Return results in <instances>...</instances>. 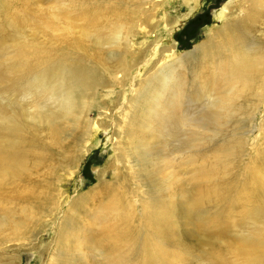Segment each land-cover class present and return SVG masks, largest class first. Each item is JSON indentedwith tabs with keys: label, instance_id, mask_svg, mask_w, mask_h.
I'll return each instance as SVG.
<instances>
[{
	"label": "rangeland",
	"instance_id": "1",
	"mask_svg": "<svg viewBox=\"0 0 264 264\" xmlns=\"http://www.w3.org/2000/svg\"><path fill=\"white\" fill-rule=\"evenodd\" d=\"M149 1L0 0V102L11 99L18 105L32 77L28 73L14 83L7 70L25 43L37 45L49 62L81 64L85 78L104 83L96 96L100 113L88 112V122L62 124L51 133L34 124L24 130L25 165L0 179V264H147L153 251L165 255V264H232L225 245L236 232L233 225L220 236L201 223L208 212L227 206L225 221L238 225L258 199L257 182L264 184V89L260 85L263 92L257 94L259 88L253 87L228 109L213 107L199 81L214 70L191 53L222 26L227 18L219 14L236 0ZM85 20L86 29H102L103 38L121 45L126 38L125 61L134 63L129 74L116 69L121 63L106 58L105 52L112 51L108 46L101 50L78 38ZM132 21L136 28L131 29ZM259 27L261 40L264 27ZM166 65L183 86L182 94L168 117L170 137L152 148L160 118L150 119L139 97L148 105L159 86L154 80ZM40 73L47 76V69L33 68L32 74ZM141 144H148L149 155L139 162L141 154L133 148ZM209 182L236 196L233 206L226 201L189 212L182 208V196L205 194ZM100 208L106 214L119 211V217L104 224L97 216ZM157 209L170 212L173 224L167 235L159 236ZM216 216L221 215L213 213L212 219Z\"/></svg>",
	"mask_w": 264,
	"mask_h": 264
},
{
	"label": "bare ground",
	"instance_id": "2",
	"mask_svg": "<svg viewBox=\"0 0 264 264\" xmlns=\"http://www.w3.org/2000/svg\"><path fill=\"white\" fill-rule=\"evenodd\" d=\"M144 2L147 3L151 1L144 0ZM235 4L232 5V3H229L226 8L223 9V11L219 14V18H227V20L217 30L213 29V34L208 36L205 42L195 47L191 53L193 54V57L199 56L203 58V60L207 63L201 64L204 68L208 67L214 70V73L212 71V75L210 77H207L204 81H199V84L202 86V93H206L211 96V106L226 105V109L232 107V103L234 104V101L249 93L253 87H257L258 89L261 85L264 89V38H262L264 37V34L261 32V40H259L256 36L257 32H259V26L264 27V0H236ZM233 8L237 11V13H232ZM226 11L228 13H225ZM141 14L144 13L142 12ZM83 22L81 34L78 38L92 42L93 46H96V48L101 50H103L105 46H108V48L112 51L105 52L106 58L111 59L117 64L121 63V68H115L119 70V72H123L125 75L129 74L134 68V63L128 60L126 63L125 61L124 55L126 54L128 48L126 38L124 43L121 45L118 40H109L107 37L103 38V34L101 32L102 29L97 30L95 27L86 29L87 21L85 20ZM131 25V29L136 28L137 23L132 21ZM173 25V23L170 24V34L174 28ZM80 26L81 25H79V27ZM69 31L71 30L69 29ZM15 52L14 63H10L7 66V70L14 74V83L24 81L28 73H30L32 77L30 76L31 79L29 81L26 80L27 83L24 85L23 90L24 95L20 99L18 105L15 104V106H13V100L11 99L0 102V179L2 177L5 179L14 171H18L24 167L26 162V153L22 151L21 141L22 134L25 132L24 130L26 127L34 124L45 127L49 133L56 132L64 127L62 124L77 125L78 123H84L85 121L88 122L90 119H86L87 113L96 112L99 115V109L102 108L98 103L96 96L98 89L104 87V83L95 82L85 78V73L82 70L81 64L72 63L75 66L69 67L65 64L66 62L62 63L59 59H53L49 62L44 57V53L40 51V48H38L37 45H32L31 43H25ZM161 55L163 57L165 54L161 53ZM16 58H18V61ZM37 66L40 68L44 66L47 69V76L42 75L41 73L32 74L33 68ZM166 68L167 70H161L159 74L157 73L160 77L155 79L154 83L158 82L159 86L156 88L153 98L147 102L148 105L144 102L145 99L141 97L142 94L139 97V102H141L143 106H148V117H150V119H152V116L160 118L158 119V121H160V124L158 125V132L156 136L153 137L154 142L151 144L152 148H158L163 143L165 144L168 137H170L172 118L169 119L168 117L173 116L175 110L174 108L179 102L174 99H177L178 97L180 98L182 94L181 89L183 86L181 87V85L176 84V80L173 78V75L170 76L171 68L168 65H166ZM174 68L176 67L174 66ZM109 79L111 81H116L114 75H110ZM117 81L119 82L118 79ZM108 82H106V84ZM219 89H224L225 94L214 93V91ZM172 91H174L172 97L168 98V96H171ZM262 92V88L257 90V94H262ZM165 93L166 96H164ZM227 94H229L228 97ZM220 96H222L221 99ZM48 102L53 104L55 107L53 109H50L53 105L47 107ZM137 108L138 106L135 107V109ZM23 118H28V122H26ZM148 135L151 137L150 134ZM132 140H138V138ZM147 145L141 144L133 148L134 151L141 154L139 155V162L141 158L146 159L149 155L147 152ZM257 185L259 187V189H257L258 199L252 203L253 207L246 208L243 213V218L240 220L241 223L238 224L239 226L234 220L230 223L225 221L222 213L223 211H227V206L216 207L214 212H208L204 221L201 223V226H203L202 228H206L211 233L218 234L220 236H222L225 231L233 225L236 232L232 236L230 235L229 239L227 238V244L225 245L226 247L228 245L227 248L229 249V256L232 264H264V184L257 182ZM209 187L211 189L203 191L205 194L200 191L201 193H196L193 197L182 196L179 201L182 208L185 207L188 210L187 212H189L194 211V209L198 210V208H203V205L206 203L216 202V205L222 206L226 203V201L229 202L230 206H233L236 196H229L227 190H221L217 184H213L212 182H209ZM226 196L233 199H229ZM115 204L116 202L111 203L112 206ZM117 209L118 208H116V210ZM109 213H104L103 209L100 208L97 216L99 214L98 217L101 218L100 221L104 224L108 222L110 217H113L112 220L119 217V211H110ZM153 213L156 215L154 222L158 227L160 233L159 236H162L164 233L165 235H167V233L169 234L173 224L171 216L169 215L170 212L167 214L163 210L157 209V211ZM213 213L220 214L221 216H216L215 220H213ZM120 217L123 218V215H120ZM118 219L120 220V218ZM202 219L203 218L198 221ZM122 225L124 224L121 223V226ZM126 225L127 224L125 223V226ZM114 227L111 226L115 232ZM92 228L93 227L90 229ZM120 228L119 231L121 230ZM88 232L89 230L87 233ZM122 233L123 231L121 234ZM109 235L110 234H108V236ZM164 256L165 255L161 252L153 251L150 257V262L148 260L147 264H165L166 257ZM107 257H110V255H107ZM177 257L178 256L175 255L171 260H174ZM110 263L123 264L122 262L115 260Z\"/></svg>",
	"mask_w": 264,
	"mask_h": 264
}]
</instances>
